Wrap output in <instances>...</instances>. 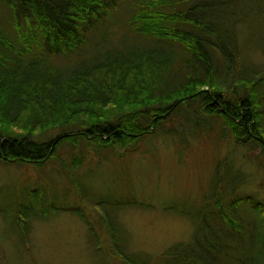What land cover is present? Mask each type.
<instances>
[{"label": "trees", "instance_id": "obj_1", "mask_svg": "<svg viewBox=\"0 0 264 264\" xmlns=\"http://www.w3.org/2000/svg\"><path fill=\"white\" fill-rule=\"evenodd\" d=\"M216 4L0 0V162L31 165L36 172L56 163L62 177L59 183L38 174L41 179L33 184L27 179L12 185L13 194L0 188V202L9 203L0 207V215L10 207L6 218L17 232L29 236L35 222L51 218L60 200L73 197L72 207L63 209H71L86 225L91 264H113L111 258L118 260L115 264L250 263L235 242L243 232L239 205L250 203L264 220V204L240 192L244 179L217 178L196 201L165 206L189 219L192 232L189 240L156 254L131 249L119 214L124 207L150 204L137 198L127 181L125 198L121 186L105 191L98 185L102 191L93 189L91 195L74 191L83 192L77 172L90 146L105 151L98 163L107 155L132 156L156 135L178 140L181 133L186 139L206 134L215 144L230 137L237 146L258 149L255 160L264 169V62L244 57L233 26L220 25L214 17ZM124 8L129 46L118 49L115 14ZM250 10L264 17V7ZM231 15L242 25L244 16H237L236 9ZM222 162L225 158L218 166ZM65 177L73 190L62 182ZM77 200L97 204L107 248ZM253 264H264V259Z\"/></svg>", "mask_w": 264, "mask_h": 264}, {"label": "rangeland", "instance_id": "obj_2", "mask_svg": "<svg viewBox=\"0 0 264 264\" xmlns=\"http://www.w3.org/2000/svg\"><path fill=\"white\" fill-rule=\"evenodd\" d=\"M214 1H217L214 17L220 25L225 23L233 26L232 29L235 31L237 43L244 57L249 56L253 62H264V53L259 51L264 50V17H255L250 10L256 9L257 6L263 8L264 0ZM233 9H236L237 16L239 14V17H245L240 23L242 25L233 22L231 15ZM127 14V8H124L123 13L115 14L119 19L117 24L113 23L117 25L115 35L118 49H121L123 44H127L124 41V36L127 35L124 19ZM115 28L113 27L114 30ZM99 37L100 34H97L94 39L98 40ZM126 44L125 46H129ZM48 134L54 135V132ZM179 138L177 140L166 135L151 136L143 141L139 152L134 155L120 156V158L116 153L110 152L118 158L107 155L98 163L95 162L99 160V155L104 156V150H97L94 145L86 151L84 147L81 148L87 153L85 164L77 172V179L79 183L81 182L79 188L83 192L78 189H75V192L91 195L93 189L102 191L98 185L104 186L105 191L108 189L116 191V187L124 188L127 181L132 185L134 195L150 204L142 208L124 207L119 214L121 222L130 235L132 250L156 254L172 243L189 240L192 232L190 220L165 209V206L178 205L184 199L196 201L200 193L208 190L217 178L228 176L230 181L235 178L239 181L244 179L240 192L255 196L256 200L264 204V169L255 160L258 149H250L246 145L237 146L230 137H224L218 144L207 139L206 134L203 135L204 139L191 136L186 139L183 133ZM116 151L121 153L122 149ZM224 158L226 162L218 166V162ZM51 165L48 169L47 166H42V169L36 172L31 165L0 162V188L13 194L15 188L12 185L17 182L21 185L27 179L33 184L34 180L41 179L38 178V174H47L48 179L59 180L60 183L62 178L58 172L60 168L56 163ZM238 170L241 172L236 173ZM62 182L73 190L71 181L69 182L66 177ZM59 192L63 191L59 190ZM118 193L121 192H117V195ZM123 195L124 198L127 197L126 188ZM72 198L60 200L57 204L59 209L53 217L35 222L29 236H23L14 229L11 221L6 218L10 214V207H6L4 213L0 215V264L3 255L6 257L3 264L16 262L31 264V257L36 264H91L86 225L71 209H63L66 206L72 207ZM5 202L1 200L0 207L5 206L7 204ZM78 203L101 236V245L107 248L109 239L103 235L100 228V212L97 204L80 201ZM239 206L241 214L239 222L243 232L239 237L236 236L235 242H239L244 248L241 255L247 258L249 264H253L258 258L264 259V250L259 247L264 245V238L261 237L264 234L262 227L264 220L251 210L250 203L242 202ZM107 209L110 207L107 206ZM230 246L233 251L236 244L232 243ZM237 255L241 258L239 253ZM117 261L111 258L113 264Z\"/></svg>", "mask_w": 264, "mask_h": 264}, {"label": "bare ground", "instance_id": "obj_3", "mask_svg": "<svg viewBox=\"0 0 264 264\" xmlns=\"http://www.w3.org/2000/svg\"><path fill=\"white\" fill-rule=\"evenodd\" d=\"M54 215H52L51 217H53Z\"/></svg>", "mask_w": 264, "mask_h": 264}]
</instances>
